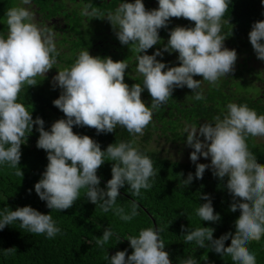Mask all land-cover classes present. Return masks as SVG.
<instances>
[{
    "label": "clouds",
    "instance_id": "9594fccd",
    "mask_svg": "<svg viewBox=\"0 0 264 264\" xmlns=\"http://www.w3.org/2000/svg\"><path fill=\"white\" fill-rule=\"evenodd\" d=\"M231 2L157 0L156 8L146 10L143 0H122L114 11L102 17L110 22L120 44L128 45L136 54L135 72L142 83L129 86L125 82L129 65L124 60L114 61L110 56H93L88 50H81L74 63L58 70L50 81L53 88L61 89L52 104L64 118L52 122L48 130L40 116L33 119L24 104L17 102V96L25 84H37L35 78L45 77L56 64L59 52L55 34L47 27L37 26L28 8H10L6 13L7 33L0 36V166L7 164L17 169V175H23L17 167L21 145L35 125L39 133L36 147L46 152L48 163L34 190L46 207L66 210L84 189V196L101 211H112L122 221H131L137 215L136 206L129 212L118 207L119 189L127 184L134 195H139L141 189H150V178L155 175L151 159L141 154L133 141L112 143L102 150L90 136L74 133L73 126L94 128L97 135L112 133L117 126L130 134H142L153 110L162 106L174 89L186 86L192 90L193 99H204L201 81L215 85L234 71L236 50L225 47V37L220 34L221 20ZM30 4L31 0H20V5ZM261 5L264 6V0ZM82 14L97 16L96 10L88 11L87 5ZM172 17L193 21L194 26L177 25L169 29L167 43L149 55L147 50L161 43L158 30L167 28ZM248 38L256 58L264 61V20L253 22ZM165 52L177 53L178 65L164 62ZM145 89L152 98L150 106L141 99ZM226 108L223 117H215L214 122L185 127L184 142L192 149L189 159L195 164V179H202L206 169L221 181L227 178L225 187L232 197L229 211L240 212L234 221L235 232L214 238L211 227L182 225L181 229L185 242L207 247L222 258L228 256L232 264H256L247 245L264 236V166L258 165L256 157L249 152L246 138L264 137V115L234 102ZM200 157L210 158V162L197 163ZM106 160L114 163L111 178L101 188L97 169ZM193 178L189 172L180 183L187 188ZM199 198L205 202L195 209L196 216L201 221H220L210 196L199 193ZM14 222L29 233L45 234L47 238H54L60 232L49 213H41L29 205L15 210L8 206L0 209V230ZM113 235L106 227L96 239V245L103 248ZM126 239L133 249L131 254L127 259V249L111 257L106 254L107 264H171L158 228L141 229L138 235ZM229 239L230 244L225 246ZM11 251L12 248L5 249L4 254ZM180 264H197V261L189 257Z\"/></svg>",
    "mask_w": 264,
    "mask_h": 264
},
{
    "label": "trees",
    "instance_id": "16d2710c",
    "mask_svg": "<svg viewBox=\"0 0 264 264\" xmlns=\"http://www.w3.org/2000/svg\"><path fill=\"white\" fill-rule=\"evenodd\" d=\"M106 3L107 0L93 1V6L99 9V12L96 11L95 19H91L96 25H86L81 29L82 22L76 18L72 24L74 32L61 35L62 37L55 43L61 46L57 49L59 55L56 56V60L70 67L81 50H88L93 56H110L114 61L119 60L121 56L119 49L111 55L108 49L115 46L109 43L102 52L100 49L102 46L97 45L94 35V31L103 29L101 24L110 23L104 22L103 19L106 17H102L108 13ZM115 4H118L117 1ZM19 5L18 0H0V36L7 33V11ZM21 6H25L33 14L37 12L46 19L63 14L60 11L63 10V5L57 0H31L30 5ZM153 8L156 6L149 9ZM262 13L264 6L261 5V0H232L221 23L232 33L233 40L248 48L247 40L251 25L255 21L264 20ZM259 62L264 63L258 60V64ZM168 65L176 64L171 61ZM50 77L37 76L35 78L37 84L32 86L25 84L17 96V102L24 104L33 119L40 116L44 120L45 130H48L55 120L64 118V114L52 104L60 95L61 89L52 87ZM124 79L129 86L132 85L127 78ZM138 82L142 83V78L137 79L136 83ZM219 84L209 85L205 89L200 88L205 97L202 100L193 99L192 91L186 86L174 89L168 100L153 110L152 119L143 129L142 135L130 134L120 126L112 133L99 135L94 128L73 126L74 133L90 136L100 144L102 150L112 143L133 141V146L151 159L155 175L150 178L149 182L152 184L150 189H141L139 195H134L127 184L119 189L120 195L116 205L124 208L125 212H129L133 205L137 210V215L127 222L122 221L112 211L103 212L99 206L89 202L84 196V189H81V195L73 206L66 210H51L46 207L45 202L40 200L34 190V184L40 179L48 161L46 152L36 147L39 133L33 125L32 132L26 134V142L21 145V158L17 167L21 169L23 175H17V169L7 164L0 166V209L8 206L15 210L17 207L29 205L41 213H49L56 226L60 228V232L54 238H47L45 234H32L26 229H21L18 222L6 225L0 230V264H107L104 259L106 254L111 257L124 249H127L125 255L127 259V255L131 254L133 249L129 247L126 237L138 235L139 230L144 228H154L151 218L155 220L159 238L165 243V251L168 252L173 264H180L189 257L194 258L197 264H232L228 256L222 258L207 247L200 248L194 242H185L181 229L182 225L185 228L211 227L214 229V238H219L227 232H235L234 221L240 212L229 211L232 197L225 187L227 178L221 181L212 175L211 170L206 169L202 179L197 180L194 176L195 164L171 160L161 156L160 150L147 147L149 141L163 139L171 142L175 150L181 151L186 146L185 127H198L205 121L214 122L215 117L222 118L227 111L226 106L229 104L227 101L230 97L226 96L223 90L226 88V82ZM141 99L150 106L152 98L146 89L141 93ZM258 99L255 103L247 97L231 101L247 105L257 115H264V104ZM246 144L249 152L256 157L258 165L264 166V144L256 143L252 136L246 138ZM113 163L106 160L97 169L101 188L111 178ZM189 172L193 173L194 178L185 188L180 181L185 179ZM199 193H207L210 196L214 213L221 216L220 221H201L196 216L195 209L205 202L199 198ZM106 227L114 235L110 237L108 244L100 248L95 241ZM230 242V239L225 241V246ZM9 248H12V251L5 255V249ZM247 248L254 254L256 264H264V236L259 241H250Z\"/></svg>",
    "mask_w": 264,
    "mask_h": 264
},
{
    "label": "flooded vegetation",
    "instance_id": "af4514ba",
    "mask_svg": "<svg viewBox=\"0 0 264 264\" xmlns=\"http://www.w3.org/2000/svg\"><path fill=\"white\" fill-rule=\"evenodd\" d=\"M59 2H61V4L63 5V10H66L70 7V3L72 2H83L84 8L85 5L88 6V8L93 7V1L94 0H57ZM99 2V0H97ZM121 3V2H120ZM119 3V4H120ZM143 3L145 5L146 10H148L150 7L152 6H158L157 4V0H143ZM82 8V9H84ZM32 13V12H31ZM33 15V20L35 21L34 23L37 24V26H43V27H49L51 26L49 29L51 31L54 32V34L60 37V35H67L68 32L67 30L70 28V24H68L65 20V18H63L62 15H56V16H50L48 19L43 18V16L41 17L40 14H38L37 12H35ZM183 18V17H181ZM41 22L43 25H40ZM99 24V22H98ZM86 25H96L95 21H88L86 24H81L80 27L81 29L83 27H86ZM103 29L97 31H94V35H96V43L98 46H102L100 49L102 50V52H104V49L109 45V43H112L115 47H120L119 46V41L115 36V33L113 31V28L111 26V24H101ZM177 25H181V26H187V27H191L194 26V22L193 21H189L187 19H180V18H175L172 17L170 18V23L168 24L167 28H161L158 30L159 32V36L161 37V43L154 45L152 48L147 50V53L150 55L151 50L153 48H162L163 44L167 43L168 40V30L171 28H174ZM93 30V29H92ZM222 36L225 37L224 39V46L229 48V49H235L236 53H237V59L234 65V69L237 68L236 71H239L240 69H247L248 71H255V69H257L259 71L258 77H260L261 81L260 83H262V85H264V70L260 68V70L258 69V60L255 57V53L253 52H248L245 51L246 48L240 44L237 40H233V37L231 36L232 33L228 32L225 29V24L221 23V33ZM62 37V36H61ZM234 41H237L239 44H235ZM99 50V48H98ZM108 51L110 52V54L112 52H116V49H114V47H112L111 49L109 48ZM119 52H121V50H119ZM112 55V54H111ZM135 53L132 52L129 48L128 53L126 55H124V58L126 59V63L129 65V68H127L125 70V78H127L128 82H130L131 84L136 83L137 79H140L141 77L135 72ZM177 53L173 52L171 54L165 52L162 59L164 62H166L167 64H169L171 61L172 63H175L176 65H178V61L176 59ZM157 59H161V57H157ZM119 60H122V58L119 56ZM257 61V62H256ZM235 70L233 72H236ZM257 75V73H255ZM194 79L197 80H202V76H194ZM250 86L251 87H256L258 90V93L255 95V91L252 90L247 94V98H250L254 103L255 100L258 99V101L260 103L264 104V86H260L259 84H257L258 80H250ZM141 82V81H139ZM138 82V83H139ZM203 85H201V88H208V86L210 85L207 81H202ZM220 82L221 83H225L226 82V88L223 89L224 93H226L225 95L230 97V100H228V103H231V100H239L241 98H243L241 96V94H236L235 92H231V84L235 83L232 79V72L228 73L225 77H221L218 81L217 84L215 85H211V86H216L218 85ZM219 84V85H220ZM206 86V87H205ZM192 91V90H191ZM262 104V105H263Z\"/></svg>",
    "mask_w": 264,
    "mask_h": 264
},
{
    "label": "rangeland",
    "instance_id": "374dc122",
    "mask_svg": "<svg viewBox=\"0 0 264 264\" xmlns=\"http://www.w3.org/2000/svg\"><path fill=\"white\" fill-rule=\"evenodd\" d=\"M19 1L20 0H18V2ZM115 1H117L118 4H115ZM71 2H72V0H71ZM120 2H122V0H107L106 9L108 10V12L114 11L115 8L119 6ZM70 4H71L70 7L68 9H66V10H60V7L58 6V9L63 12V14H61V15L63 16V18L66 19L65 21L68 24H71V27L67 30V32H74L72 24H74V22L76 21V18L79 19V21H81L82 24H86L91 19H95V17H93L91 15L85 16V15L82 14V12L84 10V9H82V8H84L83 2H81V3L72 2ZM19 6H21V5H19ZM92 9H95L96 11L99 12V9L97 7H94V6L91 7V8H88V11H91ZM103 21L106 22V23L108 22V20L106 18H104ZM33 22H35V21L33 20ZM60 38H61V35H60V37L59 36L56 37V35H55V43ZM234 43L235 44H239L237 41H234ZM118 44H119L120 47H114V49L121 50V52H120L121 56L120 57L122 58V60L126 61V58H124V55H126L128 53L129 46L128 45H121L120 42ZM247 44H248L247 46H248L249 49L246 48L245 51L254 53L249 39L247 40ZM56 47H57V49H59L61 46L59 44H57ZM156 49H157L156 47L153 48L151 50V53H153ZM58 65H60V66H58ZM65 67H68V66L65 63H63V62H61L59 60H56V64L54 65L53 68H51L48 71L46 76L50 75L51 76L50 77V81H51L52 77L54 75H56L57 71L58 70H62ZM260 68L264 69V63L263 62H259L258 69L260 70ZM234 70L236 71L237 68H235ZM255 73H257V75ZM258 74H259V71L257 69H255V71L251 70V71H248V72H247V69H240L239 71L232 72V79H233V81L235 83L231 84L230 91L231 92H235L236 94H241V96L243 98H245L247 96V94L250 91H252V90L255 91V95H256L258 93V90H257L256 87H251L250 86V82H251L250 80H255L256 79V80H258L257 84H259L261 79L258 77ZM201 85H203L202 81H201ZM259 85L260 86H264V85H262V83H260ZM143 132H144V130H143ZM140 135H142V134H140ZM253 138H254V141L256 143H263L264 144V137H253ZM201 139H203V137H201ZM147 147L151 148V149L160 150L161 156H165V157H167V158H169L171 160L192 163L190 161V159H189V154L192 151V149H190V148H188L186 146L181 151H177V150H175V147L172 145L171 142L161 139V140H158V141H154V140L149 141V144H148ZM209 162H210V158L206 159L204 157H200L198 159V161H197V163H206V164L209 163Z\"/></svg>",
    "mask_w": 264,
    "mask_h": 264
},
{
    "label": "water",
    "instance_id": "95a60500",
    "mask_svg": "<svg viewBox=\"0 0 264 264\" xmlns=\"http://www.w3.org/2000/svg\"><path fill=\"white\" fill-rule=\"evenodd\" d=\"M152 219V222H153V224H154V229H157V226H156V224H155V220L153 219V218H151ZM171 264H173L172 262H171Z\"/></svg>",
    "mask_w": 264,
    "mask_h": 264
}]
</instances>
